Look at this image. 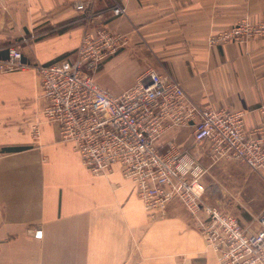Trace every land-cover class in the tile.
Masks as SVG:
<instances>
[{
	"label": "crops",
	"instance_id": "crops-1",
	"mask_svg": "<svg viewBox=\"0 0 264 264\" xmlns=\"http://www.w3.org/2000/svg\"><path fill=\"white\" fill-rule=\"evenodd\" d=\"M78 3L100 17L86 22ZM117 5L125 14L112 16ZM245 17L264 21V0H0V60L17 48L29 65L0 73V264H217L178 201L150 217L119 166L93 175L61 141L58 126L43 123L46 103L33 66L72 54L85 33L105 27L125 44L95 72L100 87L118 95L154 70L203 108L244 112L249 135L262 121L264 38L245 46L207 43ZM166 142L197 148L190 127L166 132L158 143ZM200 155L216 181L204 178L208 203L256 232L264 207L255 182L262 178L237 161L211 165L206 152Z\"/></svg>",
	"mask_w": 264,
	"mask_h": 264
},
{
	"label": "built area",
	"instance_id": "built-area-1",
	"mask_svg": "<svg viewBox=\"0 0 264 264\" xmlns=\"http://www.w3.org/2000/svg\"><path fill=\"white\" fill-rule=\"evenodd\" d=\"M75 8L85 12L86 22L100 17L82 3ZM111 14H125V9L117 5ZM255 36L264 38V21L245 17L208 36L207 43L245 46ZM124 44L122 35L102 27L93 36L85 33L72 54L33 66L46 103L41 111L43 123L58 126L61 141L79 154L93 175H108L119 166L122 176L136 184L137 197L150 217L178 201L215 253L217 264H264V210L258 218L259 229L247 233L235 216L209 204L204 183L207 169L200 155L206 152L212 164L242 163L264 182V105L258 108L262 121L248 135L244 112L203 108L178 81L154 70L114 95L93 77L100 64ZM28 67L17 48H9L7 57L0 60V73ZM39 125L31 127L34 137L40 134ZM179 127L192 128L196 151L181 150L173 142L158 143L163 134Z\"/></svg>",
	"mask_w": 264,
	"mask_h": 264
},
{
	"label": "rangeland",
	"instance_id": "rangeland-1",
	"mask_svg": "<svg viewBox=\"0 0 264 264\" xmlns=\"http://www.w3.org/2000/svg\"><path fill=\"white\" fill-rule=\"evenodd\" d=\"M210 161V160H209ZM211 163V161H210ZM211 165H213L211 163ZM207 169V173H206V181L208 184H210V182H213L215 179L212 178L211 174H210V168H209V164H206ZM249 171H251L250 169H248ZM253 172V171H251ZM222 179V178H221ZM216 181H214L215 183ZM206 183V184H207ZM221 183V182H220ZM255 188L258 190V195H257V203L259 204V206H261L262 208L264 207V182L262 179H258L257 182H255ZM211 203V202H210ZM212 204V203H211ZM218 207V206H217ZM219 208V207H218ZM220 209V208H219ZM223 212H228L225 209H220ZM230 213V212H228Z\"/></svg>",
	"mask_w": 264,
	"mask_h": 264
}]
</instances>
